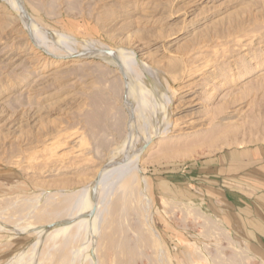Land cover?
<instances>
[{
    "label": "rangeland",
    "instance_id": "rangeland-1",
    "mask_svg": "<svg viewBox=\"0 0 264 264\" xmlns=\"http://www.w3.org/2000/svg\"><path fill=\"white\" fill-rule=\"evenodd\" d=\"M20 1L26 18L16 0H0V264H263L201 190L161 196L151 177L264 145V0ZM43 31L133 59L136 90L120 63L81 42L54 46L67 55L58 65L34 54L30 37ZM150 132L137 165L145 203L123 216L109 206L93 242L60 241L75 215L61 194L91 185Z\"/></svg>",
    "mask_w": 264,
    "mask_h": 264
},
{
    "label": "crops",
    "instance_id": "crops-1",
    "mask_svg": "<svg viewBox=\"0 0 264 264\" xmlns=\"http://www.w3.org/2000/svg\"><path fill=\"white\" fill-rule=\"evenodd\" d=\"M161 173L151 177L156 194L201 190L223 229L264 264V145L227 149L179 173Z\"/></svg>",
    "mask_w": 264,
    "mask_h": 264
},
{
    "label": "bare ground",
    "instance_id": "bare-ground-1",
    "mask_svg": "<svg viewBox=\"0 0 264 264\" xmlns=\"http://www.w3.org/2000/svg\"><path fill=\"white\" fill-rule=\"evenodd\" d=\"M16 2L18 4L19 11L22 14L24 13L27 16L26 12H24V10H23V8L21 6L22 5L21 1L20 0H16ZM33 32H34V30H33ZM35 34H37V33H35ZM35 34H33V37H30L32 39V42H33L34 48H35L34 49L35 50L34 54L37 55V53H38L36 51V49L42 50V51L44 50L48 55H50V57L52 56V57H55L56 59H58V60H52V63L54 65L60 64L61 63V59L60 58H63V57L65 58V56H67V55L56 56L55 53H54V51H56L53 48L54 46H56V47L58 46L59 48L61 47V49L62 48L64 49L66 47V49H67V46H69V45L70 46H72V45L74 46L75 45V46L78 47V42H81L84 47L86 45H87L88 48L90 47L89 44H86V42H85L86 45H84V42L79 40V39H77V38H74V37H71V36L63 37L64 34L63 35H60L58 33L55 34V33L51 32V31H43V37L45 39L44 40L35 39V40L38 41L37 42L38 45H37V43L35 44V41H33V38L35 37ZM36 37H37V35H36ZM47 42H50L52 46H46L45 43H47ZM84 47H81L84 52H89V53H92V54H95V55L101 54L99 52H96L97 50H99L98 48L97 49H93V47H92V48H89V49H85ZM52 48H53V50H52ZM80 51H82V50H80ZM100 52H102V51H100ZM102 55L103 56L105 55L104 59L108 60L109 62H112V63L114 62V63H117V64L120 63V65L119 64L117 65L118 70L121 72L122 75H124L127 78L129 85L132 88H135L136 85H134V83H135L134 78H136V77H134V76H136L137 73L135 72L134 64L132 62L133 59H131V58L128 59L127 57H126L127 59H125V58L124 59H119V58L114 57V55H112V53L110 54V53H107V52H104V53L102 52ZM57 57H60V58H57ZM79 57L81 58L80 55H79ZM101 58H103V57H101ZM133 72H135L136 75L133 76ZM136 79H138V77ZM152 81H153V78H152ZM157 89H159V88H157ZM135 90H136V88H135ZM137 90H138L137 93L140 94L139 96L142 97L143 94H141V90L139 89V86H137ZM137 93H136V95H137ZM170 94H171V92H170ZM133 95H134V92H133ZM162 97L161 98L159 97L160 100L162 99ZM141 101H142L143 104L147 103V102H145L146 99L144 101L143 97H142ZM164 101H166V100H164ZM167 106H168V104H167ZM151 108H152V106H151ZM165 110L163 111L164 113H165ZM166 114H167V112H166ZM166 126H168V125H166ZM161 129H159L160 130L159 132H161ZM151 133L152 132H150L149 135L147 134L148 136L145 138V140H141V143H139V145L135 146L133 143L132 144L128 143L127 146H124L126 148H124L122 150V152L120 151L121 154H120V152L119 153L117 152L119 154V156L118 155H117V157L116 156L114 157L113 155L110 156V157H112L111 160L109 158V160H108L109 162H107V164L105 163L106 164L105 167L102 168V170H99L100 172L97 174L96 178L94 179V181H93V183L91 185L85 187L81 191H79V190L78 191H75V190H73V191H65V193L63 192L64 194L63 193L61 194V192H59V194L65 195L66 199L67 200L69 199L72 202V203L70 202L71 203V205L69 204L70 206L68 205L70 208L68 206H66L67 210L66 209L65 210L67 211V213H66L67 216L70 215V214L75 213V215H73V217L67 219V222L65 224H62L63 228L60 231V233L62 235L60 241H62L64 244H65V242H67V241L69 242L70 241L71 244H72L78 238H80L81 235H86L87 234L88 238L93 237L92 240H91L93 242V239L99 233L101 220H104V218L106 217V214L108 212L109 206H112V204H114V206H116V208H117V211L119 212L118 214L123 216V214L125 215L126 210L131 211V209H134V207L136 205H139V203H138L139 201H141L143 199V202H144V200H145V196L144 195H146L145 191H146V188H147V186L145 184L146 180H144V181L140 180L139 168L137 167V165H138V163L140 161V156H141V153L143 152V149L146 148L148 143L155 137ZM156 134H158V133L156 132ZM166 137H168V134H167L166 130L161 132L160 135L158 136V138H161V139L162 138H166ZM59 194H56V195L58 196ZM50 197L52 198V195ZM135 202L138 203V204L135 205ZM137 212H139V211H137ZM58 214H60V213H58ZM50 228H52V226H47L46 227L47 230L50 229ZM223 233L226 234L225 231ZM49 234H51V233H49ZM52 236H53V234H52ZM45 238H44V242H46ZM227 240H229V239L227 238ZM48 241H50V240L48 239ZM70 242H69V244H70ZM56 246H57V244H56ZM60 246H61V244H60ZM84 248H86V247H84ZM87 249H88V247H87ZM240 252H241V254H244L243 250H241ZM76 255L78 256V254H76ZM76 255H75V257H76ZM70 256H72V255H70ZM76 259H77V257H76ZM74 260H75V258H74ZM74 260L72 259V261H74ZM77 260H79V256H78ZM62 261H64V260H62ZM82 263H83V261H82ZM251 263H253V262H251ZM72 264H73V262H72Z\"/></svg>",
    "mask_w": 264,
    "mask_h": 264
},
{
    "label": "water",
    "instance_id": "water-1",
    "mask_svg": "<svg viewBox=\"0 0 264 264\" xmlns=\"http://www.w3.org/2000/svg\"><path fill=\"white\" fill-rule=\"evenodd\" d=\"M24 16H25V14H23ZM25 18H26V16H25Z\"/></svg>",
    "mask_w": 264,
    "mask_h": 264
}]
</instances>
